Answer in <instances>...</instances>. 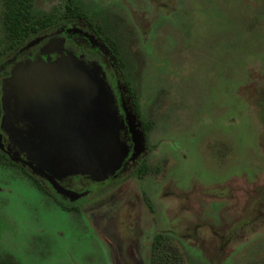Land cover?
<instances>
[{"label": "rangeland", "instance_id": "374dc122", "mask_svg": "<svg viewBox=\"0 0 264 264\" xmlns=\"http://www.w3.org/2000/svg\"><path fill=\"white\" fill-rule=\"evenodd\" d=\"M68 3L86 19L67 24L97 27L117 45L116 59L95 66L118 110L122 92L141 152L75 209L10 157L13 166H0V261L264 264V0ZM62 4L34 0L33 12L55 14ZM3 11L0 0V67L12 56L3 53Z\"/></svg>", "mask_w": 264, "mask_h": 264}, {"label": "water", "instance_id": "95a60500", "mask_svg": "<svg viewBox=\"0 0 264 264\" xmlns=\"http://www.w3.org/2000/svg\"><path fill=\"white\" fill-rule=\"evenodd\" d=\"M114 102L100 66L90 68L72 53L27 59L3 79L1 128L27 157L16 153L15 160L34 172L100 182L116 175L130 152Z\"/></svg>", "mask_w": 264, "mask_h": 264}, {"label": "flooded vegetation", "instance_id": "af4514ba", "mask_svg": "<svg viewBox=\"0 0 264 264\" xmlns=\"http://www.w3.org/2000/svg\"><path fill=\"white\" fill-rule=\"evenodd\" d=\"M68 53L79 56L80 59L83 60L90 68L98 64V58H105L110 55L109 49L102 42L100 36L97 35L93 28H91L90 31L75 27L74 25H69L68 23L61 25L53 32L45 33L42 36L28 41L15 54H12L11 58L0 67V144L4 146V150L0 149V151L9 158L15 157V154L19 153L18 156L20 158L23 160L27 159L25 153L20 151L19 148L12 143L8 134L1 128L2 117L4 115L2 107L3 79L10 75L12 68L16 64L26 61L27 59L39 60L40 58H43L44 60L53 61L63 56V54ZM110 64L111 66H109V68H115L113 62ZM114 76L117 77L116 71H114V74H111L110 78H113ZM116 104L120 106V116L125 120L124 130L122 131V139L130 146V152L125 160L124 167L119 170L116 175L100 182L93 180L88 175L78 174L57 177L53 174L44 172V174L40 176L42 181L35 178L41 186V188H38L50 191L52 198L54 195L57 204L62 206L64 205L68 209L78 208L76 204L81 202L82 199H91L97 196V194L105 190L106 187L113 184L112 182L114 180L120 179L122 175H124V173L131 168V165L138 161V157L133 159L136 151L135 141L134 136L131 133V128L127 124L128 119L126 118V110L128 108L122 92H120V95L116 97ZM19 126L23 127V124ZM137 169H139V167ZM109 181L110 183H108ZM56 197H60L62 201L59 202ZM72 197L76 200L72 201Z\"/></svg>", "mask_w": 264, "mask_h": 264}, {"label": "trees", "instance_id": "16d2710c", "mask_svg": "<svg viewBox=\"0 0 264 264\" xmlns=\"http://www.w3.org/2000/svg\"><path fill=\"white\" fill-rule=\"evenodd\" d=\"M33 1L34 0H4V11H3V33L5 38L6 49L3 53L15 54L20 48H22L28 41L33 40L45 33L53 32L61 25L67 24L71 17L86 19V16L81 12L72 10L68 12L69 0H62V8L55 14H48L45 16H35L33 12ZM97 35L100 36L102 42L109 49L110 53L113 54L115 59L118 57V48L114 40L110 39L106 35H101L100 30L97 27H93ZM134 106L137 109L136 102L133 100ZM14 163L11 159L0 151V166H13ZM143 173L142 167H139L137 174ZM29 178L39 188L38 181L28 175ZM162 235L156 234L153 239V247L161 245ZM166 259H158L154 257L153 263L164 264ZM0 264H9L7 261H0ZM150 264V263H149Z\"/></svg>", "mask_w": 264, "mask_h": 264}]
</instances>
